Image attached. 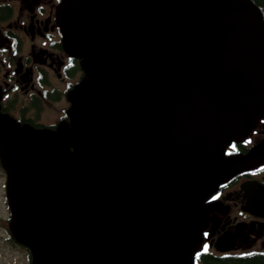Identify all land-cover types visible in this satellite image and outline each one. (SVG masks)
I'll return each instance as SVG.
<instances>
[{
	"label": "water",
	"instance_id": "obj_1",
	"mask_svg": "<svg viewBox=\"0 0 264 264\" xmlns=\"http://www.w3.org/2000/svg\"><path fill=\"white\" fill-rule=\"evenodd\" d=\"M86 76L70 122L5 132L13 236L30 264H192L204 201L264 161L226 155L264 115V14L253 0H61ZM13 127H11L12 129Z\"/></svg>",
	"mask_w": 264,
	"mask_h": 264
},
{
	"label": "flooded vegetation",
	"instance_id": "obj_2",
	"mask_svg": "<svg viewBox=\"0 0 264 264\" xmlns=\"http://www.w3.org/2000/svg\"><path fill=\"white\" fill-rule=\"evenodd\" d=\"M59 2L0 0V114L15 128L54 129L69 120L67 94L83 71L80 60L64 48ZM3 132L0 128V136ZM263 139L264 115L245 139L227 147V154L245 156ZM6 190L0 151V243L22 259L25 250L10 230ZM204 203L209 220L193 264H264V161L242 163Z\"/></svg>",
	"mask_w": 264,
	"mask_h": 264
},
{
	"label": "rangeland",
	"instance_id": "obj_3",
	"mask_svg": "<svg viewBox=\"0 0 264 264\" xmlns=\"http://www.w3.org/2000/svg\"><path fill=\"white\" fill-rule=\"evenodd\" d=\"M18 252L13 250L11 246L0 243V264H12L18 257ZM24 255V261H28V257ZM17 264V263H16ZM22 264V263H20Z\"/></svg>",
	"mask_w": 264,
	"mask_h": 264
},
{
	"label": "trees",
	"instance_id": "obj_4",
	"mask_svg": "<svg viewBox=\"0 0 264 264\" xmlns=\"http://www.w3.org/2000/svg\"><path fill=\"white\" fill-rule=\"evenodd\" d=\"M261 8L264 9V0H254Z\"/></svg>",
	"mask_w": 264,
	"mask_h": 264
},
{
	"label": "snow or ice",
	"instance_id": "obj_5",
	"mask_svg": "<svg viewBox=\"0 0 264 264\" xmlns=\"http://www.w3.org/2000/svg\"><path fill=\"white\" fill-rule=\"evenodd\" d=\"M205 250H207V246H205Z\"/></svg>",
	"mask_w": 264,
	"mask_h": 264
}]
</instances>
